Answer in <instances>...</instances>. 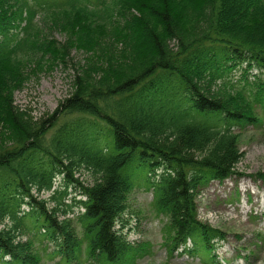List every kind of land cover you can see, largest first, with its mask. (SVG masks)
I'll list each match as a JSON object with an SVG mask.
<instances>
[{
  "label": "trees",
  "instance_id": "16d2710c",
  "mask_svg": "<svg viewBox=\"0 0 264 264\" xmlns=\"http://www.w3.org/2000/svg\"><path fill=\"white\" fill-rule=\"evenodd\" d=\"M71 50L85 59L72 94L35 122L13 93L34 73L68 66ZM259 110L264 0H0V264H40L25 234L53 243L64 264L84 253L132 264L141 248L116 227L137 179L167 220L169 257L215 263L226 235L198 220L196 198L243 177L236 131L260 125ZM81 169L92 184L76 178ZM59 177L78 188L71 205ZM252 178L264 183V173ZM74 207L83 213L67 217Z\"/></svg>",
  "mask_w": 264,
  "mask_h": 264
},
{
  "label": "rangeland",
  "instance_id": "374dc122",
  "mask_svg": "<svg viewBox=\"0 0 264 264\" xmlns=\"http://www.w3.org/2000/svg\"><path fill=\"white\" fill-rule=\"evenodd\" d=\"M39 20V19H38ZM47 25V24H46ZM52 30V29H51ZM49 34L57 42L64 43L66 34L52 30ZM71 62L68 66L59 65L42 73H34L25 86L13 93L16 106L30 113L37 122L51 116L60 103L72 94V82L75 69L84 63V54L70 51ZM256 70L248 75L254 79ZM235 80L243 76L241 70L234 73ZM262 122L258 126H246L236 132L240 134L238 147L244 157L237 166L241 178H231L223 183L213 182L198 193L196 198L198 220L222 231L226 239L214 253L213 264H264V183L252 176L264 173V114L259 110ZM85 185L93 183V177L87 170L81 169L75 174ZM135 191L130 196L129 206L123 221L116 229H122L132 246L141 248L132 264H209L199 257L181 256L178 253L169 257L165 247V226L167 220L154 208L153 191L146 188L141 179H137ZM65 190L59 177L55 188ZM65 203L73 204L78 188L69 186ZM35 193V192H34ZM37 200L47 201L46 208H55L49 193L35 194ZM84 199V198H82ZM85 200V199H84ZM25 212L29 207H24ZM83 213L80 207H74V214L67 217L76 218ZM64 217L60 216L59 220ZM78 232L82 234V230ZM44 231H41L43 234ZM82 236V235H81ZM21 240H32L41 255L40 264H64L60 257H55V245L46 239L22 235ZM181 251V250H180ZM179 251V252H180ZM72 264H96L84 253Z\"/></svg>",
  "mask_w": 264,
  "mask_h": 264
}]
</instances>
